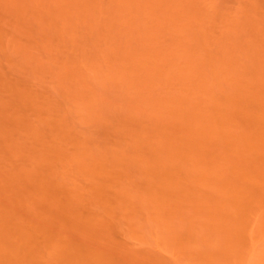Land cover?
I'll return each instance as SVG.
<instances>
[{
  "label": "rangeland",
  "instance_id": "rangeland-1",
  "mask_svg": "<svg viewBox=\"0 0 264 264\" xmlns=\"http://www.w3.org/2000/svg\"><path fill=\"white\" fill-rule=\"evenodd\" d=\"M0 264H264V0H0Z\"/></svg>",
  "mask_w": 264,
  "mask_h": 264
}]
</instances>
